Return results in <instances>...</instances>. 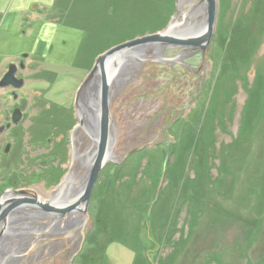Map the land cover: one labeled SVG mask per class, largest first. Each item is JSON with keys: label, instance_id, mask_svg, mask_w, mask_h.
<instances>
[{"label": "rangeland", "instance_id": "obj_1", "mask_svg": "<svg viewBox=\"0 0 264 264\" xmlns=\"http://www.w3.org/2000/svg\"><path fill=\"white\" fill-rule=\"evenodd\" d=\"M175 4L0 0V80L12 62L26 64L18 71L26 84L17 99L13 88H0V127L12 122L15 108L24 111L17 125L0 132V197L12 188L47 197L70 168L77 184L83 182L78 157L86 162L92 139L78 124L79 88L103 52L165 29L178 13ZM232 82L236 93L226 106L220 88ZM248 103L258 130L244 129L245 141L236 143ZM111 109L119 162L103 169L91 218L82 214L85 222L72 231L64 228L66 220L74 227L72 219L59 222L67 234L43 232V256L31 260L33 247L20 264H71L66 245L56 255L49 243L72 238L83 247L72 264H264V0H219L206 62L188 51L174 64L147 63L114 95ZM212 126L216 150H207L217 156L209 160L205 142ZM168 141L175 148L164 166ZM190 201L199 208L191 205L197 218ZM140 230L145 244L138 252L131 246ZM179 241L184 246L176 254Z\"/></svg>", "mask_w": 264, "mask_h": 264}, {"label": "water", "instance_id": "obj_2", "mask_svg": "<svg viewBox=\"0 0 264 264\" xmlns=\"http://www.w3.org/2000/svg\"><path fill=\"white\" fill-rule=\"evenodd\" d=\"M180 2V0H176L178 13L172 17L165 29L147 33L113 46L97 57L92 69L79 88L76 97L78 124L83 123L82 116L86 117L83 104L88 99V92L92 88L97 87V93L99 94L92 128V133L96 137V147L94 151H91L92 154L90 156L87 154L89 171L86 173L81 186L76 189L75 185L71 183L69 187H66L69 179L75 178L70 168L56 187L58 188L57 192L55 188V191L50 195L49 193L43 194L45 196L48 195V198L44 197L42 199L36 193L37 191L28 189L12 188L2 194L0 197V264H17L15 253L17 252L18 244L14 245L13 241L15 238L25 234L28 228L30 229L29 224H38L36 230L40 232L37 234L52 231L53 234L58 235L65 232L62 228L59 231V222L64 215H77V219L74 220V225H72L75 228L72 227L69 231L77 230L80 223L78 215L81 213L86 214L87 218H91L89 208L98 179L109 163L119 162V155L115 153L117 128L111 104L114 95L126 88L131 81H134L136 73H139V69L134 70L133 64L138 63L143 66L150 62L174 64L185 57L188 51L200 52L203 57V64L206 62L209 46L218 25L219 0L205 1V21L198 26L193 16L187 17V12L181 10ZM188 2L191 3V0H188ZM172 50H183V52L175 57H170L167 52ZM148 54L150 56L146 57ZM20 67L25 68V62H22ZM18 71V64L12 62L8 71L0 80V88H13L15 97H17V91L26 84L23 77H18ZM23 116L24 112L20 108L15 109L13 124L17 125ZM10 126L8 125V127ZM5 129L6 127L2 126L0 132ZM75 130L76 127L74 128V133ZM141 148L130 151L124 158ZM167 148L164 166H167L172 154L170 141L167 143ZM84 157L85 155L83 154L78 157L81 164ZM58 191H61L60 195L57 194ZM50 221L53 222L49 223ZM85 238L82 239V242ZM72 262L73 256L70 260L71 264Z\"/></svg>", "mask_w": 264, "mask_h": 264}, {"label": "bare ground", "instance_id": "obj_3", "mask_svg": "<svg viewBox=\"0 0 264 264\" xmlns=\"http://www.w3.org/2000/svg\"><path fill=\"white\" fill-rule=\"evenodd\" d=\"M181 2H180V8H181V10H183L184 12H187V17H189V16H193L194 17V20H195V23H196V25L198 26L200 23H202V22H204L205 21V14H206V12H205V5H206V2L205 1H207V0H200L198 3H195V1L196 0H191V3L190 2H188V0H180ZM161 54V53H160ZM153 56H154V54H152ZM161 55H163V54H161ZM167 55H168V52H167ZM150 56V54H148V55H146V57H149ZM169 56V55H168ZM143 65H140V64H133V67H134V70H138L139 69V73L142 71V69H143V67H142ZM139 73H136V78H138V76H139ZM135 78V79H136ZM98 92V88L97 87H95V88H92L89 92H88V94H87V97H88V99H87V101L83 104V107H84V109H85V113H86V117L85 116H82V118H83V123H81V126H80V128H82L90 137H91V139H92V143H91V145H90V149H88L87 150V152H86V162L83 160V166L85 167V177H86V173L89 171V168H88V163H87V158H88V155L87 154H89V156L92 154L91 153V151H94V149H95V147H96V137L94 136V134L92 133V128H93V116H95L96 114H95V111H96V103H97V100H98V96H99V94L97 93ZM78 137V136H77ZM75 148L78 150H80L81 148L78 146H75ZM75 158H77L78 156H74ZM74 161H75V159H74ZM73 161V163L75 164V162ZM73 164V165H74ZM77 165V164H76ZM72 172L74 173V170H72ZM83 173V172H82ZM74 176H75V174H74ZM84 177V178H85ZM77 181L78 180H76V177L75 178H71V179H69V183L67 182V186L66 187H69V185H71V183H73L74 185H75V188L77 189V188H79L80 186H81V184L83 183H81V182H79L78 184H77ZM56 190V192H57V190H58V188L57 189H55ZM54 192V191H53ZM37 193V192H36ZM38 194V193H37ZM57 194H61V191H58V193ZM38 196L40 197V195L38 194ZM46 198H48V196L46 197ZM43 199V198H42ZM85 215L86 217H87V215L86 214H84V213H81L80 215H78L79 216V221H80V223H83V222H85V220L86 219H84V218H82L81 217V215ZM67 215L68 214H66V215H64L62 218H61V220H60V222L61 221H63L64 219L66 220V219H72L73 221L74 220H76L77 219V215L76 214H73V215H71V216H69L68 215V217H67ZM89 219V218H88ZM51 222H53V221H50L49 223H51ZM66 223H68V220H66ZM79 223V224H80ZM69 224V223H68ZM29 226L31 227V225L29 224ZM31 228H33V227H31ZM68 230H70V229H68ZM37 232H39V231H37ZM42 235V234H41ZM40 235V236H41ZM42 237V236H41ZM3 242V241H2ZM14 245H16L15 243H14Z\"/></svg>", "mask_w": 264, "mask_h": 264}, {"label": "flooded vegetation", "instance_id": "obj_4", "mask_svg": "<svg viewBox=\"0 0 264 264\" xmlns=\"http://www.w3.org/2000/svg\"><path fill=\"white\" fill-rule=\"evenodd\" d=\"M168 55H169V52H168ZM22 62H24V61L21 60L19 63H17L18 66H19V69H22L20 67ZM8 69H9V67H8ZM8 69H7V71H8ZM12 94L15 97L14 90H12ZM17 97H18V95H17ZM17 97H15V99H17ZM17 108H19V107H17ZM17 108H15V109H17ZM15 109H14V111H15ZM14 111H13V113H14ZM12 122H13V114H12ZM12 122L7 123V125L5 127L6 128H10V129L12 127H14L15 125ZM8 125H11V126L8 127ZM168 134H170L169 131H168ZM66 224H67V226H65L64 228H66L65 230L67 231L68 229H70L71 225H69L68 223H66ZM30 225H31V227L37 226V224H34V223H31ZM31 227H30V229L29 228L27 229L25 234L19 236L18 238H15L14 241H13V243L18 244V246L16 248L17 252L15 253V258L17 260V264H20L21 262H23V260L25 259L26 255H27V251H30V254L32 253L31 250L33 249V247H34V252L30 256L31 260H33L34 258L37 259V257L39 258L40 256H43V253L45 251V246L46 245H44L42 243V238L43 237L40 236L41 234H37V233H39V232H37V230H36V232H33ZM66 231L64 233L67 234L68 232H66ZM55 240L56 239L51 240L52 242L49 241V242H51V243H49L50 253L57 255L62 249H64V247L66 245V247H67V252L66 253L70 257V260H71L72 256H73V260H75V258L77 256H79L80 251L77 254H76V252L80 249V245L77 246L79 241L76 240V238L75 239L72 238V240L70 239L69 240L70 243L68 241L67 242H61L60 239H58L59 241H57V242H55ZM33 242H34V244L36 243L35 244L36 246L33 244ZM30 243H32V244L30 245ZM45 244H48V242L45 243ZM52 244H53L54 248H53ZM81 248H83V247H81ZM0 252H1V250H0Z\"/></svg>", "mask_w": 264, "mask_h": 264}, {"label": "trees", "instance_id": "obj_5", "mask_svg": "<svg viewBox=\"0 0 264 264\" xmlns=\"http://www.w3.org/2000/svg\"><path fill=\"white\" fill-rule=\"evenodd\" d=\"M175 2V0H173V3ZM175 6H176V4H175ZM154 32V31H153ZM250 60V59H249ZM248 60V61H249ZM249 65V64H248ZM247 65V66H248ZM221 67V66H220ZM261 67V66H260ZM233 70V69H232ZM237 71V70H236ZM233 72H234V70H233ZM234 75V77H238L240 74L239 73H237L236 72V74L234 73L233 74ZM240 79V78H239ZM232 81V78H229L228 79V82H231ZM246 83H247V81H245ZM225 86H227V87H225V89H224V86L223 87H221V88H223V89H221L220 88V91L221 92H224V90H225V92H227V95H225V99H223V98H221L219 101H223V102H225L226 101V106H228L229 104H231L232 103V97H233V94L234 93H236L235 91V85L233 84V82L230 84L229 83V85L228 84H226ZM218 91H219V89H217ZM219 91V92H220ZM251 91H253V89H251ZM217 94V93H216ZM219 97V96H218ZM224 97V96H223ZM219 101H217V102H219ZM211 102V101H210ZM248 107H246V113L244 114V116H243V123H242V127L241 128H243V130H242V132H241V135H240V137H238L235 141H236V143L238 142V143H243L244 141H245V135H246V133H245V135H243V131H244V129L247 131V132H249L250 130V133H252V132H255L256 130H258L257 129V127L256 128H252V125H253V123H251L250 122V120H249V107H250V103H248V105H247ZM215 107V106H214ZM220 107V105H218V107H215L217 110L218 109H220L219 108ZM191 114H195V112H191ZM223 114V113H222ZM191 119H192V117H191ZM254 122V121H253ZM178 125V123H176V125L175 126H177ZM204 125V124H203ZM213 128H214V126H212ZM175 129H176V127H175ZM208 129H209V127H208ZM215 130H216V128H214L213 129V131H212V138L211 139H208V140H206L207 142H205L206 143V153H207V158L209 159V160H212L211 159V157L213 158L214 156H217V155H215V154H212L211 153V151L212 150H216L215 148H214V145H216V142H215V137H214V133H215ZM171 131V130H170ZM211 132V131H210ZM240 138V139H239ZM245 138V139H244ZM197 144L198 143H196V147H197ZM175 145H177L176 143H175ZM171 146H172V154H173V148H175L174 147V144L173 143H171ZM231 146V145H230ZM207 149H212L211 151L210 150H207ZM230 149V148H229ZM201 151V150H200ZM224 151V150H223ZM214 153V152H213ZM205 161H206V159H205ZM119 169H120V167H119ZM18 173V172H17ZM18 175V174H17ZM215 180V179H214ZM264 180V179H263ZM218 181V179L216 178V180H215V182H217ZM189 200V199H188ZM185 203V202H184ZM191 205H193L194 206V208H195V210L196 211H199V208H198V210L196 209V205H195V203H193L192 201H190L189 202V207H190V213L192 214V218L194 217H196V214H197V212L196 211H194L192 208H191ZM197 218V217H196ZM177 231H175V233H176ZM134 236L135 235H133V237H132V240H133V244L134 245H132L131 246V249L132 250H134L135 249V245L136 246H138V248L136 249L138 252H141V251H143L144 249H140V248H142V247H144V241H143V239L141 238V230L136 234V237L134 238ZM127 238H128V236H126ZM127 238H125V241L123 242V245H125L128 241H126V239ZM134 238V239H133ZM169 238V237H168ZM131 239V238H130ZM186 240V239H185ZM169 241V240H168ZM135 242H136V244H135ZM170 242V241H169ZM125 243V244H124ZM128 244V243H127ZM126 244V245H127ZM173 244H175L176 246H177V248L175 249V253L177 254L178 252H179V246H184L183 244V241H179V242H174ZM128 246V245H127ZM176 254H175V256H176Z\"/></svg>", "mask_w": 264, "mask_h": 264}]
</instances>
